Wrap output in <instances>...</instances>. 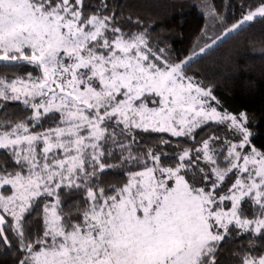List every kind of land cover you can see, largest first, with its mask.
<instances>
[{
    "label": "snow or ice",
    "instance_id": "6c2138e0",
    "mask_svg": "<svg viewBox=\"0 0 264 264\" xmlns=\"http://www.w3.org/2000/svg\"><path fill=\"white\" fill-rule=\"evenodd\" d=\"M201 7L211 25L173 58L120 0H0V249L14 264H264L255 117L195 66L264 22V0L231 21Z\"/></svg>",
    "mask_w": 264,
    "mask_h": 264
},
{
    "label": "trees",
    "instance_id": "16d2710c",
    "mask_svg": "<svg viewBox=\"0 0 264 264\" xmlns=\"http://www.w3.org/2000/svg\"><path fill=\"white\" fill-rule=\"evenodd\" d=\"M129 9L148 19L153 35L167 37L173 58L190 54L205 28L206 18L191 0H120ZM231 21L239 16L241 0H212ZM219 29L208 31L213 36ZM264 22L244 25L239 33L222 37L212 49L197 58L200 78L215 86L216 95L228 108H244L255 117L254 142L264 145ZM203 43V40L200 41ZM210 42V41H209ZM198 51V49H197ZM113 182L121 174L109 177ZM16 253L0 249V264H14Z\"/></svg>",
    "mask_w": 264,
    "mask_h": 264
},
{
    "label": "rangeland",
    "instance_id": "374dc122",
    "mask_svg": "<svg viewBox=\"0 0 264 264\" xmlns=\"http://www.w3.org/2000/svg\"><path fill=\"white\" fill-rule=\"evenodd\" d=\"M191 4H192L194 7H196V8L199 10L200 13H202V14L205 16V18H206V24L211 25V20L206 16L204 10H203L202 7H201L202 0H191ZM206 24H205V25H206ZM209 31H213V30L210 28Z\"/></svg>",
    "mask_w": 264,
    "mask_h": 264
}]
</instances>
